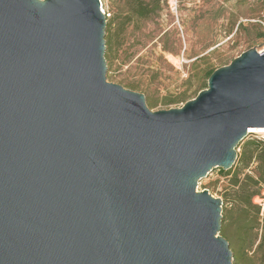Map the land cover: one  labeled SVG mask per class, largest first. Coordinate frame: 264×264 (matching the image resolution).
<instances>
[{
  "label": "water",
  "instance_id": "obj_1",
  "mask_svg": "<svg viewBox=\"0 0 264 264\" xmlns=\"http://www.w3.org/2000/svg\"><path fill=\"white\" fill-rule=\"evenodd\" d=\"M98 0H0V264H232L222 201L264 128V50L151 112L106 81Z\"/></svg>",
  "mask_w": 264,
  "mask_h": 264
},
{
  "label": "rangeland",
  "instance_id": "obj_2",
  "mask_svg": "<svg viewBox=\"0 0 264 264\" xmlns=\"http://www.w3.org/2000/svg\"><path fill=\"white\" fill-rule=\"evenodd\" d=\"M135 3L150 15L136 18ZM108 11L114 25L106 81L143 95L151 112L181 108L194 99L207 86L206 66L218 69L250 49L264 50V0H109ZM229 180L214 169L198 182L197 191L223 202ZM253 202L262 216L264 190ZM225 206L235 212L232 202ZM260 235L258 229L257 242Z\"/></svg>",
  "mask_w": 264,
  "mask_h": 264
},
{
  "label": "trees",
  "instance_id": "obj_3",
  "mask_svg": "<svg viewBox=\"0 0 264 264\" xmlns=\"http://www.w3.org/2000/svg\"><path fill=\"white\" fill-rule=\"evenodd\" d=\"M150 13L146 6L135 3L133 15L136 18L144 19ZM113 25L114 19L110 16L106 21L104 54L106 59L110 53L108 35ZM216 69L206 66L203 70L204 78L207 80ZM180 97L166 103H174ZM236 149L239 152L235 166L226 172L219 169L222 176L230 177V190L222 202L220 236L229 244L232 264H264V210L260 216L259 208L250 206L258 199L261 190H264V141L254 137L242 140ZM227 202L233 203L235 212L226 208ZM258 229L261 230V235L257 242ZM249 253L253 256L249 257Z\"/></svg>",
  "mask_w": 264,
  "mask_h": 264
},
{
  "label": "built area",
  "instance_id": "obj_4",
  "mask_svg": "<svg viewBox=\"0 0 264 264\" xmlns=\"http://www.w3.org/2000/svg\"><path fill=\"white\" fill-rule=\"evenodd\" d=\"M99 3V11L102 15H104L106 21L110 18V13L108 11V3L109 0H98ZM247 135H251L252 137L264 141V133L256 132V133H247ZM263 207V206H262ZM263 210V208H262Z\"/></svg>",
  "mask_w": 264,
  "mask_h": 264
},
{
  "label": "bare ground",
  "instance_id": "obj_5",
  "mask_svg": "<svg viewBox=\"0 0 264 264\" xmlns=\"http://www.w3.org/2000/svg\"><path fill=\"white\" fill-rule=\"evenodd\" d=\"M256 132L264 133V128H257V129L249 130V133H256Z\"/></svg>",
  "mask_w": 264,
  "mask_h": 264
}]
</instances>
